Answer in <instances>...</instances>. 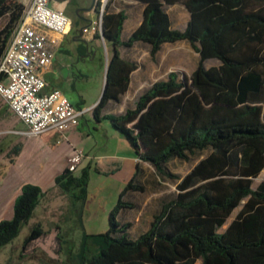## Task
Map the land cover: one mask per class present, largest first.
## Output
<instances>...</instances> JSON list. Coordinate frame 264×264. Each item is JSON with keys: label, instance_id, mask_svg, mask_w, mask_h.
Wrapping results in <instances>:
<instances>
[{"label": "trees", "instance_id": "16d2710c", "mask_svg": "<svg viewBox=\"0 0 264 264\" xmlns=\"http://www.w3.org/2000/svg\"><path fill=\"white\" fill-rule=\"evenodd\" d=\"M144 5L143 20L127 40L122 32L127 15L106 9L103 38L111 48L107 82L101 100L92 108L97 121L108 119L138 154L165 179L176 181L175 199L164 203L149 229L130 237L131 222L117 221L135 204L120 200L109 217V229L87 235L85 264H264V181L253 179L264 170V9L249 4L264 0H136ZM183 4L190 19L183 31L172 28L165 6ZM13 10L20 19L24 6L0 0V18ZM241 35L224 45L227 36ZM12 31L0 32V58ZM187 41L199 54L197 69L181 81L175 72L158 81L124 113L101 116L108 104L120 102L137 65L124 59L122 48L137 43L151 47L155 58L165 44ZM216 59L220 68L207 69ZM20 146L12 153L18 156ZM199 161L183 177L170 173L172 160ZM137 173L125 192H145ZM88 172L74 177L67 168L55 186L85 200ZM79 191V195L75 192ZM46 192L26 183L16 198L13 217L0 221V250L10 244L35 214ZM123 198V195H122ZM247 200L224 233L219 230ZM35 225L26 248L44 235Z\"/></svg>", "mask_w": 264, "mask_h": 264}, {"label": "rangeland", "instance_id": "374dc122", "mask_svg": "<svg viewBox=\"0 0 264 264\" xmlns=\"http://www.w3.org/2000/svg\"><path fill=\"white\" fill-rule=\"evenodd\" d=\"M23 5L21 0H11ZM72 0L69 8L75 5ZM89 6L88 2L85 4ZM24 6V5H23ZM118 12L126 11L128 14H141V5L135 4V0H107L105 5L98 3L93 13L88 14L89 20L95 32H102V13L106 9ZM170 13L173 24L177 28H184L188 21V12L183 4L177 6H165ZM249 10L264 9V5L256 2L249 4ZM67 13V12H66ZM16 17L13 10H8L6 15L0 18V32L11 30L12 33L22 20ZM92 28V27H91ZM89 32H84V38L96 49L95 56L91 59L75 64V71L69 81H65L61 89L73 105L86 110L79 119L78 125L65 132V141L73 148L83 152L84 158L78 165L74 177L80 178L87 170V196L84 201L71 197L60 188L50 189L48 195L37 207L35 214L27 224H24L17 237L0 250V264H85V258L89 253L85 244L90 242L87 235L104 233L109 229V217L120 200L135 204L134 209H124L117 217L119 222H132L130 237L137 238L147 231L152 215L160 212L164 203L175 199L178 190L176 181L160 177L155 169L148 163L142 164V175L139 184L144 186L145 192H125L128 184L137 173L136 159L138 154L130 146L122 134L117 132L108 119L101 118L97 121L92 108L98 103L105 88L106 65L111 57V48L104 39L89 38ZM241 35L240 32L227 36L224 45ZM12 37V34H11ZM10 37V38H11ZM121 55L124 59L137 65L138 71L131 75V83L128 91L121 96L120 102L110 103L106 107L112 114L124 113L128 108H134L135 102L147 89L158 81L167 80L170 73L175 72L181 81L190 78L200 61L199 54L187 41L175 44H165L158 55L153 58L151 47L144 43H137L132 48H122ZM75 62L77 56L70 60L68 55L62 54ZM207 69L220 68L221 62L216 59L205 63ZM78 69L83 75H79ZM1 98V97H0ZM1 107L10 119L5 121H21L13 115L2 98ZM105 110V109H104ZM19 126L18 128H21ZM20 146L22 156L12 164V153L16 146ZM61 149L52 151L51 145L41 137L36 136H9L0 135V187L4 181L10 185L25 176H30L38 171V165L42 162L50 165L49 174L63 169L60 163ZM199 158L191 161L172 160L166 166L170 173L180 177L185 176ZM142 162V161H141ZM264 181V170L253 179V189ZM79 195V191L75 195ZM123 195V198H122ZM247 200L233 211L226 224L219 230L224 233ZM45 210V211H44ZM5 214L3 211L0 217ZM13 216L7 217L8 220ZM40 224L44 235L34 240L26 248L24 241L31 229ZM196 264H202L197 261Z\"/></svg>", "mask_w": 264, "mask_h": 264}, {"label": "built area", "instance_id": "2783aa9c", "mask_svg": "<svg viewBox=\"0 0 264 264\" xmlns=\"http://www.w3.org/2000/svg\"><path fill=\"white\" fill-rule=\"evenodd\" d=\"M21 1L23 18L0 58V97L26 125L28 135L41 137L54 150L65 139V132L78 125L86 110L76 108L59 89L47 91L40 70L52 64L57 37L68 34L74 20L66 13L65 1ZM101 1L105 5L107 0ZM84 32L97 33L92 25L85 27ZM83 158V152L75 150L67 169L75 172Z\"/></svg>", "mask_w": 264, "mask_h": 264}, {"label": "crops", "instance_id": "0c3cea01", "mask_svg": "<svg viewBox=\"0 0 264 264\" xmlns=\"http://www.w3.org/2000/svg\"><path fill=\"white\" fill-rule=\"evenodd\" d=\"M90 1L91 0H76L75 5L71 8V11L68 8V5L71 3V0L65 1L68 4L66 7L67 15H69L74 20V26L68 34L57 37L58 45L55 49L56 51H55V56L52 61V64L47 69L40 70L41 76L45 79L47 83V87H46L47 91H50L52 89H59L63 92V90L61 89L62 84L65 81H69L71 76L75 75L74 74L75 64L76 63L78 64L81 61H85L87 59H91L95 56L94 46H91L89 44L88 39H85L84 33H82V29L86 26H90L93 21V20H89L90 17H88V14L93 13V11L89 9L90 6L85 5L87 2L88 4H90ZM135 4L141 5V8H142L141 14L137 12V14L130 15L125 11L127 15V19L124 23V28L122 32L123 40H127L131 36V34L139 27V25L141 24L143 20L144 5L136 0H135ZM177 5L178 4H175V5H172L171 7H174ZM73 11H74V14L71 13ZM188 16H189L188 17V21H189L190 19L189 12H188ZM170 19H171L173 29L180 30V31H183L185 29L186 26L184 28L175 27L173 24L171 15H170ZM43 30L46 31L45 29ZM88 37L90 39L93 38V34H90ZM62 54L68 55L70 57V60H73V58L77 56V60L75 62H72V61L69 62V59L66 58V56H62ZM138 70L139 68H137V70H135L134 72ZM78 73L79 75H83L82 71L79 69H78ZM96 104L97 103H95L94 106ZM108 114H112V112L109 109H105L102 112L101 116L108 115ZM7 116L8 115L4 113L1 107V104H0V135L4 133L5 135H9L13 137L14 136L16 137L18 135L26 136V137L30 136L27 134V127L22 121H21V124L18 123L16 120L7 122L5 121ZM7 119H10V118L7 117ZM19 126H22V127L18 128ZM60 149H61L60 163H61V167H63L61 171L59 172L57 171L53 174H49L50 165L49 164L45 165L44 163L41 162L38 165V171L36 173H32L30 176H25L23 180H19L12 185L6 183L5 181L4 183L1 184L0 214L3 211H5V214H3L0 217V221L4 219H8L7 217H9V215L13 216L14 202L16 198L20 195L21 187L24 184L32 183V184L38 185L42 188L44 192H46V195H48V191L50 189L53 190L54 188H58L57 186H55V178L59 176L60 174H62L63 171L67 168L68 159L73 154V152L76 150L69 143H66L65 139L61 143L57 144L56 149L52 151H59ZM22 153L23 152L21 150L18 156L11 158L12 160L11 165H14L18 161V159H20V157L22 156ZM135 161H136V164L139 165V169H140L138 173V178H137V181L139 182L138 179H140V174L142 173V170H143L142 164L146 162L138 161V159H136ZM153 216L154 215H152V218L149 221L150 223L153 219ZM128 222H131V221H128Z\"/></svg>", "mask_w": 264, "mask_h": 264}, {"label": "flooded vegetation", "instance_id": "af4514ba", "mask_svg": "<svg viewBox=\"0 0 264 264\" xmlns=\"http://www.w3.org/2000/svg\"><path fill=\"white\" fill-rule=\"evenodd\" d=\"M62 1H64V0H62ZM100 1H101V0H91V1H90V5H89V6H90L89 9L92 10V11H93L94 9H96V6L98 5V3H99ZM71 3H72V0H71ZM71 3H70V4H71ZM70 4L68 5V4L66 3V7H67V5H68V8H69ZM69 10L71 11V8H69ZM71 13L74 14V11L71 12ZM86 27H88V26H86ZM84 28H85V27H84ZM84 28H83V29H84ZM83 29H82V33H83ZM95 52H96V49H95Z\"/></svg>", "mask_w": 264, "mask_h": 264}, {"label": "water", "instance_id": "95a60500", "mask_svg": "<svg viewBox=\"0 0 264 264\" xmlns=\"http://www.w3.org/2000/svg\"><path fill=\"white\" fill-rule=\"evenodd\" d=\"M65 1H68V0H65ZM108 64H109V63H107V65H106L105 84H106V82H107Z\"/></svg>", "mask_w": 264, "mask_h": 264}]
</instances>
